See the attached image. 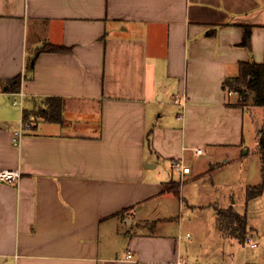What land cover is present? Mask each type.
Listing matches in <instances>:
<instances>
[{"label":"crops","instance_id":"1","mask_svg":"<svg viewBox=\"0 0 264 264\" xmlns=\"http://www.w3.org/2000/svg\"><path fill=\"white\" fill-rule=\"evenodd\" d=\"M46 43L69 50L26 70ZM242 61L264 63V0H0V171L19 172L0 178V264H188L184 207L231 236L232 205L189 203L171 161L202 182L249 133L258 151L264 103L224 85ZM55 99L61 119L31 114L15 146L23 110Z\"/></svg>","mask_w":264,"mask_h":264},{"label":"rangeland","instance_id":"2","mask_svg":"<svg viewBox=\"0 0 264 264\" xmlns=\"http://www.w3.org/2000/svg\"><path fill=\"white\" fill-rule=\"evenodd\" d=\"M15 107L19 108L20 105ZM261 136L264 137V131ZM247 140L242 153L236 158H231L228 165L221 167L212 179L209 177L202 182L198 179L190 183H186L184 179L182 186L191 195L189 203L208 204L215 200L220 206L231 204L233 212L244 216L246 233L252 236L257 246L243 244L239 234L241 228L237 221L231 236L226 238L224 235L219 238L214 236L209 223L212 216L210 207L188 212L184 207L181 215L186 226L190 228L192 240H195V246L189 249L191 255L187 256L188 264H264V189L259 194L253 193L262 182V158L250 133ZM246 150L248 151L245 152ZM200 183L202 185L199 186ZM211 190L212 195H208ZM193 222L197 224L196 234H193L194 229L190 227ZM230 253L234 256L230 257Z\"/></svg>","mask_w":264,"mask_h":264},{"label":"trees","instance_id":"3","mask_svg":"<svg viewBox=\"0 0 264 264\" xmlns=\"http://www.w3.org/2000/svg\"><path fill=\"white\" fill-rule=\"evenodd\" d=\"M250 33H251V25L247 24L244 26V35L242 39V44L249 45L250 40ZM41 50H50V51H67L69 50L68 47L64 45H57L52 43H46L41 46L36 52L27 60L26 62V70L32 71L34 61L36 55ZM22 76L16 75L15 77L6 81L3 89L5 91H19L21 85ZM245 83L247 88L254 91L255 97L254 101L256 104H263L264 103V63H256L251 61H242L240 62V74L236 77L230 78L225 81V86L230 89H235L240 93L245 94L247 88H241V85ZM46 108H37L36 110L32 109L31 111L24 109L23 110V118L29 121L30 115H41L46 118L51 119H61V103L59 99L52 100L51 102L47 101ZM46 102V103H47ZM258 150L261 154L262 158V182L259 186L255 188L253 191L254 194H259L264 189V137L260 135L259 142H258ZM252 193V194H253ZM228 215L230 220L235 223L238 222L240 226V239H244L246 233V222L244 216L236 214L232 211V208L228 210ZM225 214V213H224ZM231 226L232 230L234 229Z\"/></svg>","mask_w":264,"mask_h":264},{"label":"built area","instance_id":"4","mask_svg":"<svg viewBox=\"0 0 264 264\" xmlns=\"http://www.w3.org/2000/svg\"><path fill=\"white\" fill-rule=\"evenodd\" d=\"M13 103L21 105V101H18V100H14ZM185 104H186V102L183 98L181 100V105L184 107ZM183 117H184V112L182 111L178 114V118L183 119ZM30 125L31 124L28 120H25L24 118L21 119L20 128L15 130L13 132V135H12V142L15 146L20 145V139H21V136L23 134V130H24V128H28ZM194 150H195L196 154L202 153V148H200V147H196V148H194ZM171 168L175 173H177V175L179 177V182H180V184H182V182L185 179V174L190 171V166L188 164H186L182 158H179V159H173L171 161ZM18 176H19V172L17 170H2V171H0V178H2V179H13V178H16ZM190 236H191L190 232H185V233L180 232V234L178 235V238L183 239V238H189ZM243 244H247L250 247H256L257 246V242L254 241L252 236L249 234L245 235V237L243 239ZM127 257L131 258L132 254L128 253ZM176 263L177 264H183L184 259L178 258Z\"/></svg>","mask_w":264,"mask_h":264}]
</instances>
